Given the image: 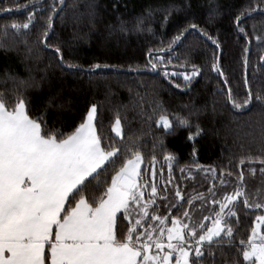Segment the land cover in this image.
I'll list each match as a JSON object with an SVG mask.
<instances>
[{
	"label": "trees",
	"instance_id": "1",
	"mask_svg": "<svg viewBox=\"0 0 264 264\" xmlns=\"http://www.w3.org/2000/svg\"><path fill=\"white\" fill-rule=\"evenodd\" d=\"M214 2L220 6L222 15L212 23H209V10L213 0H190L189 14L173 12L166 21L159 9L181 3V0H98L99 15L94 27L87 19L75 20L71 12L64 19L54 17L53 26L58 39H53V43L66 45L65 55L70 62L85 69L94 64L120 68V71L111 68L96 70L89 75L86 72H62L50 60L47 51L37 50L32 41L38 34L39 24L29 30L21 29L22 32L32 33L24 37L32 45L31 54L22 41H17L11 35L15 32L11 28L13 23L26 22L29 13L39 16L52 0H0V9L3 10L0 11V43L7 41L6 47H0V92L10 94L13 81L7 79L8 76L38 84L39 87L28 88L24 92L30 101V115H39L46 110L45 118L49 126L66 133L74 131L86 114V109L96 103L102 146L112 143L119 147L123 144L133 152H140L143 157L142 175L154 162H162L165 157L172 156L175 180L186 190L192 188L183 184L182 177L193 167H202L199 169L203 174H212L210 167L214 168L217 172L215 183L228 176L229 172L236 178L240 170L244 171L245 176H260L264 173L260 171L264 168L260 163L264 160V141L260 134L264 114L258 102L243 111L233 109L226 103V89H233L237 102L245 96L248 86L264 89V4L260 0ZM66 3L76 4L83 11L86 0H66ZM252 8L256 10L251 11ZM149 10L153 11V17L145 19L144 32H129L126 36L118 32L109 35L108 25H116L118 17L130 21L146 15ZM242 12L241 24L245 32L239 33L234 20ZM46 15L44 12L43 16ZM188 23L197 24L218 40L220 51L217 52L211 40L193 32L185 34L186 39L182 44L173 45L171 51L162 54L166 59L171 57L169 71H183L182 64H196L202 68L200 76L186 86L179 75L169 78L160 71H136L146 63L148 50L167 49L168 43L178 34V29L186 27ZM148 27L153 31H147ZM5 29L9 32L7 37L3 35ZM214 52L220 58L219 67L224 75L210 67ZM225 77L227 84L224 83ZM245 78L247 86L244 84ZM51 97L55 99L49 106ZM160 106L171 118L174 130L158 124ZM116 113L121 118L122 138L116 137L112 131ZM179 120L188 123L179 124ZM197 126L201 130L199 135H196ZM190 136L194 138L189 139ZM246 155L253 157V160L246 159L241 165L239 161ZM124 162L125 158L117 159L114 167L118 168ZM204 184L201 183L200 187ZM198 187L195 185L193 189ZM194 198V195H189L183 199L176 214L182 215L184 210L187 211L190 206L188 202ZM233 211L236 216L229 220L233 227V243L230 244L228 238L224 237L222 243L212 246L211 255L205 251L201 264H233L234 261L247 264L242 255H238L241 248L239 242L246 241L251 235L256 218L264 210L245 207L241 198ZM117 223L121 229H125V225L130 227L126 218L124 224L119 219ZM262 231L264 233V225ZM117 235L119 238L121 233L118 231Z\"/></svg>",
	"mask_w": 264,
	"mask_h": 264
},
{
	"label": "snow or ice",
	"instance_id": "2",
	"mask_svg": "<svg viewBox=\"0 0 264 264\" xmlns=\"http://www.w3.org/2000/svg\"><path fill=\"white\" fill-rule=\"evenodd\" d=\"M260 3L264 4V0H260ZM159 10L164 13V21L173 12L183 11L189 14L190 0H181V3H172ZM44 12L47 13L46 17L43 16ZM69 12L75 20L87 19L94 27L99 15L98 0H86L83 11L76 4L66 3V0H52L39 16L29 13L26 22L13 23L11 28L15 32L11 35L17 41H22L31 54L32 45L24 37L32 33L22 32L21 29L29 30L39 24L38 34L32 44L36 45L37 50L47 51L50 60L62 72H86L92 75L96 70L103 71L106 68L120 71L119 66L101 64L85 69L66 58V45L53 43V39H58L53 26L54 17L64 19ZM220 15V6L213 0L209 10V23ZM243 15V12L236 15L234 20L239 33L245 32L241 24ZM152 17V10L130 21L118 17L116 25H108L109 35L117 32L125 36L129 32L142 33L145 31V19ZM147 31L153 30L148 27ZM193 32L211 40L217 52L220 51L218 40L197 24L188 23L186 27L178 29V34L168 43L167 49L161 47L148 50L146 63L136 71H160L169 78L179 75L186 86L190 85L200 76L202 68L186 63L181 65L185 69L183 72L169 71L171 57L166 59L162 53L171 51L173 45L182 44L186 39L185 34ZM3 35L9 36L7 29ZM6 46V40L0 43V47ZM219 59L214 52L210 67L224 75L219 67ZM7 79L13 81L10 94L0 92V264H173V257L175 264H201L205 251L211 255L212 246L222 243L224 237L228 238L230 244L233 243V227L229 220L236 216L233 208L237 201L242 198L243 205L247 208H264V204H256L254 200L249 203L251 195L244 191L245 173L240 170L233 191L219 200L211 199L210 204L217 206L219 211H215L212 216L203 217V221L211 222L210 227L203 222L193 223L188 211L184 210L182 215L189 221L187 223L173 217L172 226L165 227L167 217L161 219L153 216L152 219L160 221L158 234L155 237L153 235L157 232L156 228L140 230L141 219L148 215L150 204L155 203L154 199L143 201L144 189L148 185L139 183L143 164L141 153L133 152L123 144L119 147L112 143L102 146L96 103L86 109L79 126L66 133L49 126L45 118L46 110L39 115H30V101L24 92L28 88L39 87L38 84L19 80L14 76H8ZM224 83H228L227 77ZM244 84L248 85L246 78ZM226 95V103L233 109L243 111L258 102L260 111L264 114V89L248 86L240 102L234 98L231 87L226 89ZM54 99L55 97L49 98V106ZM158 123L166 129L174 130L173 122L162 106L158 113ZM187 123L186 120H179V124ZM112 131L116 137H123L119 113L115 114ZM200 131L197 126L196 135ZM260 134L264 141V121L260 124ZM120 158H125V162L115 168L116 161ZM165 159L171 161L173 157L167 156ZM246 159L253 160V157L246 155L239 163L243 165ZM260 163L264 165V160ZM260 171L264 172V168ZM152 175L155 176V170ZM227 175L231 176L232 173ZM221 183L224 181L221 180ZM209 191L212 192V189ZM156 193L157 186L153 183L151 195L154 197ZM175 196L183 199L179 190L175 192ZM137 208L141 219H136L130 227L125 225L124 234L125 229L120 228L118 219L124 224L125 218ZM256 220L251 235L246 241L239 242L241 248L238 255H242L247 264H264V233L260 232L264 216H258ZM118 231L121 233L119 238ZM221 233H224L223 237ZM233 264L237 262L234 261Z\"/></svg>",
	"mask_w": 264,
	"mask_h": 264
},
{
	"label": "rangeland",
	"instance_id": "3",
	"mask_svg": "<svg viewBox=\"0 0 264 264\" xmlns=\"http://www.w3.org/2000/svg\"><path fill=\"white\" fill-rule=\"evenodd\" d=\"M184 71V70H183ZM178 71V73L183 72ZM162 126L160 123H158ZM122 126V125H121ZM166 129V128H165ZM123 130V129H122ZM115 134V133H114ZM143 164L141 165L142 172ZM194 169H189L184 176L183 184L186 187H190L192 189L186 190L184 187L181 188L180 183L176 182L175 176L173 174V159L171 161L164 159L162 162H154L147 170L145 175L141 174L142 179L141 182L148 185L147 188L144 189V197L143 201L147 202L150 199H154L155 203L150 204L147 212L148 215L141 219V215L139 214V208L132 215L126 217L129 221L130 226L131 223H134L136 219H141V225L138 226L140 230L151 228H156L157 232L153 233L154 237L158 234L160 221L152 219L153 216H159L161 219L167 217L168 219L165 221V227H171V219L175 217L178 220H183L185 223L189 222L187 218H184L183 215H177L176 211L180 206L183 199L188 197L189 195H194L195 198L191 201L190 206L188 208V213L192 217L193 223H205L208 227L211 226L210 221H203L204 216H212L215 211H219V208L215 205H211V199L215 198L217 200L221 199V197L225 194H230L233 191V185L236 181L234 176H225L221 180L224 183H221V180L218 183H215L217 177V172L212 171L213 173H202V167H193ZM214 169L210 167V170ZM155 170V176L153 177L152 173ZM140 177V178H141ZM140 181V180H139ZM209 181V182H208ZM205 182L203 186L200 187V184ZM155 184L157 186V193L153 197L151 195V185ZM199 185L198 188L193 189L194 186ZM208 189V190H207ZM212 189V192L209 191ZM179 190L181 192V196L183 199H179L175 196V192ZM244 191L251 195V199L249 203H253V200L256 204H264V173L260 176H245V187ZM203 194H199L202 193ZM213 193L215 196L213 197ZM174 205V206H173ZM256 208V207H252ZM260 209V208H256ZM264 210V208H261ZM260 216H264V213ZM257 221L255 222L256 226ZM260 232L262 231V226L260 227ZM166 243V241H165ZM173 264H175V257H173Z\"/></svg>",
	"mask_w": 264,
	"mask_h": 264
}]
</instances>
